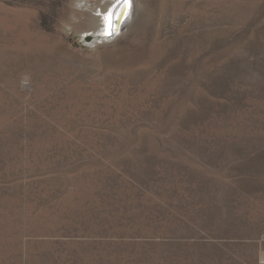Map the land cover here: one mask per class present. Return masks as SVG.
I'll use <instances>...</instances> for the list:
<instances>
[{"label":"rangeland","instance_id":"rangeland-1","mask_svg":"<svg viewBox=\"0 0 264 264\" xmlns=\"http://www.w3.org/2000/svg\"><path fill=\"white\" fill-rule=\"evenodd\" d=\"M0 0V264H264V0Z\"/></svg>","mask_w":264,"mask_h":264},{"label":"water","instance_id":"water-1","mask_svg":"<svg viewBox=\"0 0 264 264\" xmlns=\"http://www.w3.org/2000/svg\"><path fill=\"white\" fill-rule=\"evenodd\" d=\"M121 3H124L127 7L128 11V6H129V0H117V2L113 3L111 7L108 9L106 12L105 16H107V24L105 27V35L106 38H111L117 34L119 31L122 23L125 21L127 18V13L120 19L118 15V8ZM106 18V17H105Z\"/></svg>","mask_w":264,"mask_h":264},{"label":"bare ground","instance_id":"bare-ground-1","mask_svg":"<svg viewBox=\"0 0 264 264\" xmlns=\"http://www.w3.org/2000/svg\"><path fill=\"white\" fill-rule=\"evenodd\" d=\"M115 2H117V0H115L114 1V3ZM131 8H130V6H128V11H127V7H126V5L124 4V3H121L120 5H119V8H118V10H116V11H118V15L120 16L119 18L121 19L126 13L128 14L127 15V18L126 19H128L129 18V16H130V10ZM106 17V22H105V26H106V24H107V16H105ZM125 19V20H126ZM124 23V22H123ZM122 23V24H123Z\"/></svg>","mask_w":264,"mask_h":264}]
</instances>
